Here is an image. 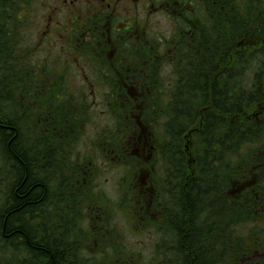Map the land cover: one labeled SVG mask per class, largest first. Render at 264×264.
Instances as JSON below:
<instances>
[{
  "label": "trees",
  "instance_id": "trees-1",
  "mask_svg": "<svg viewBox=\"0 0 264 264\" xmlns=\"http://www.w3.org/2000/svg\"><path fill=\"white\" fill-rule=\"evenodd\" d=\"M177 1L173 86L109 91L104 105L113 124L84 153L77 150L88 114L83 98L63 80L48 83L46 68L37 73L17 60L24 48L16 39L11 46L4 29L15 3L0 0V241L7 253H22L27 264H140V252H128L112 223L129 204L142 225H152L156 210L164 217L152 264H264V0ZM194 4L202 7L195 15L184 9ZM143 122L151 129L145 138ZM194 126L203 150L193 174L181 144ZM152 138L165 166L142 187L145 152L135 149ZM106 165L125 171L122 198L101 185Z\"/></svg>",
  "mask_w": 264,
  "mask_h": 264
},
{
  "label": "rangeland",
  "instance_id": "rangeland-1",
  "mask_svg": "<svg viewBox=\"0 0 264 264\" xmlns=\"http://www.w3.org/2000/svg\"><path fill=\"white\" fill-rule=\"evenodd\" d=\"M14 3L16 11L11 17L12 21H10L4 29L6 33H10L9 35L12 37L10 38L12 41L10 42L11 46L15 43L16 39L18 43H16L15 47L17 46V49L19 47L21 50L24 48L22 54H18L16 50L17 60H20L22 65L29 64L31 70H36L37 73L42 68H46V72L49 70L53 75L46 74L50 77L47 81L48 83L53 82V80L54 83L60 82V80L64 81L65 77L60 67L66 64L70 67L67 71L69 80L67 82L68 86L65 85V87H71L70 89L68 88L69 92H72L75 96L82 97L88 110V114H86L87 122H83L82 124V127L85 126L84 132L83 134L81 133V137H78L80 138V142L78 143L77 150H81L84 153L88 150L93 152L94 147H97L94 144V140H96L95 138H97V136L99 137V132H104V130L108 129L113 124V116L104 105L105 102L108 101L107 95L109 90L102 89V86L96 84V82H98L97 78L91 73V68H93L90 61L91 59L80 54L82 50L78 45V41L72 44L68 42L69 40L66 41L62 38V34L68 35L70 32L68 28L71 22L70 20L72 19L71 16L67 14L61 0H14ZM83 6L84 4H80L78 9L81 7L83 8ZM180 8H183V6ZM184 9H187L195 15V12L202 9V7L198 4L184 5ZM72 13L75 14L73 11ZM132 13H134V11L131 9L128 13L126 10L121 12L125 17L126 15L131 16ZM146 13L147 11L141 12V14ZM148 18L152 36L162 37L164 40L163 45L165 46L162 45L161 47V50L164 52L161 66L157 68L155 67L156 65H153L155 73L151 78L159 83L160 87H172L178 73V69H174L175 64L173 62L176 61V59H174L175 55L171 54L176 51L174 44L170 41L174 36V23L170 16L162 10L149 14ZM186 21L187 18L184 17L183 22L185 23ZM51 22L53 23L52 30L48 32L49 35H45L46 33H43V30L47 27L48 23ZM169 43L171 48H169ZM138 92L140 91H136L134 94L137 95ZM76 102L75 100V104L79 106V103ZM72 107L75 106L72 105ZM143 127L147 130L142 132L145 138L151 129H149V124L147 122H143ZM152 139L149 140L150 145H146V142L144 145L140 143L141 146H139V149H135L145 152V159L142 158L143 161L138 163L139 169L137 172L140 179L144 178L142 187L146 185L145 183H147L148 179L153 180V178L157 177V173L160 172L158 169L165 166V161H163L160 153L156 151L154 147L156 146V148L161 149L159 145L160 142H157L154 138ZM201 139V128L199 126H194L192 127V132L184 136L181 144L190 171H192L193 174L196 169L198 155L201 150H203ZM124 175L125 171H123V169L108 165L104 168L103 174L101 175V185L113 200L118 199V197L122 198L124 193L122 178H124ZM123 183L125 184L124 180ZM2 205L3 201H0V206L2 207ZM118 209L112 223L116 224L115 226L117 229L123 234L124 238L122 243L125 244L128 252H130V250L135 253L140 252V257L144 258L143 262L140 261V264H152L155 248H158V244L161 243L162 234L155 226H159L161 221L164 220L162 213L156 210L154 217L150 218L149 224L152 225H149V227L148 225H142L141 222L143 220L141 218L138 219L137 215L135 216L133 214L134 207L131 205L127 204L123 209L120 207ZM245 227L252 228L254 224L247 222ZM7 252L8 249L4 248L0 241V264L6 259L9 263L17 262L18 257H21L22 260H19L17 264H27L25 258L21 256L22 253L18 256L16 253L9 254Z\"/></svg>",
  "mask_w": 264,
  "mask_h": 264
},
{
  "label": "flooded vegetation",
  "instance_id": "flooded-vegetation-1",
  "mask_svg": "<svg viewBox=\"0 0 264 264\" xmlns=\"http://www.w3.org/2000/svg\"><path fill=\"white\" fill-rule=\"evenodd\" d=\"M61 1L67 14L72 18L68 28L70 32L61 36L72 44L78 41L82 50L80 54L91 59L93 66L91 73L97 78L96 84L109 91H141L160 87L151 76L155 73L153 65L157 68L161 66L164 54L161 47L164 40L160 36H152L148 15L162 10L170 16L174 23V36L170 41L175 46L177 0ZM80 4L84 6L78 9ZM130 9L134 11L131 16L125 17L121 14L123 10L128 13ZM146 11V14H141ZM52 24V22L48 23L43 30L45 35H49ZM169 48H171L170 43ZM60 68L65 77L63 84L68 86L67 71L70 67L66 64Z\"/></svg>",
  "mask_w": 264,
  "mask_h": 264
},
{
  "label": "bare ground",
  "instance_id": "bare-ground-1",
  "mask_svg": "<svg viewBox=\"0 0 264 264\" xmlns=\"http://www.w3.org/2000/svg\"><path fill=\"white\" fill-rule=\"evenodd\" d=\"M110 242V241H109Z\"/></svg>",
  "mask_w": 264,
  "mask_h": 264
}]
</instances>
